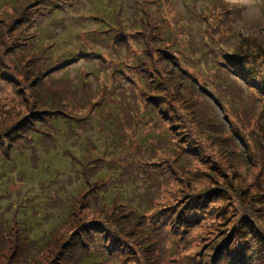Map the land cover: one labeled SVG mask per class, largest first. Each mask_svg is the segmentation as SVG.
<instances>
[{
    "label": "rangeland",
    "instance_id": "1",
    "mask_svg": "<svg viewBox=\"0 0 264 264\" xmlns=\"http://www.w3.org/2000/svg\"><path fill=\"white\" fill-rule=\"evenodd\" d=\"M53 2L55 6L54 3L50 4L49 10L47 9L45 15L43 14V22L36 30L39 42L42 43L40 46L52 45L50 53L54 59L68 56L76 57L77 61L70 63L63 70L52 72L50 77L56 83L68 81L74 86L73 91L79 89L82 79L87 77L88 79H86L90 81L93 89H96L100 83H108L110 77L116 75L119 69H123V73L117 78V83H115L116 79H110V87L117 94L116 99L118 95L123 94H121V86H127L126 79L134 81L141 79L138 85L147 88L145 81L148 79L153 91H157L153 92V95L156 96L153 101L161 102L156 109L158 123H150L148 128L143 129L144 133L133 135L129 130L125 132L118 130L119 128H115L116 125L114 124V126L111 122V124L106 122L102 128L98 120H95L92 128L76 131L77 143L66 141L63 133L64 126L60 124L61 132L56 131L55 134H52L48 143L44 144L36 138L32 149L26 151L22 157L16 156L12 163H4L0 159V194L6 195L7 198L0 200V212H5L7 208L11 209V213L4 217L9 218L13 215V211L17 210L18 218L27 221V227L30 226L34 230L31 236L33 240H40L45 234L67 222L75 205L73 197L77 196L82 189V181L79 182L76 179L77 172L82 169L73 167L72 160L67 156V153L70 152L73 156L81 158L85 155L87 140L96 148V154H101L102 157L105 155L107 159V165L97 164L92 169L99 170L97 179L100 182L107 181V190L99 193L100 198L108 204V207L114 200H120L125 204L130 203L131 207H136L145 203L141 201V196L146 201L151 198L163 200V202L168 201L162 204L156 212L146 215L147 226L152 227L149 224L152 213L159 217L160 223L171 207L196 205L197 203L193 201L191 204L185 201L178 203L177 199L172 200L171 197L173 192L180 188L181 178L187 175L192 176L195 183L204 184L203 187H199L200 190L197 187V192L205 189L206 185H208L207 189L213 188V184H208L205 180L206 167L201 162L198 163L197 157H190L184 152L190 149L187 142L184 143L187 145V148L183 149L184 151L171 150L173 141L178 145L181 143L179 141L181 139H175L168 135L164 136L166 142L163 139L161 143H154L162 139L161 137L153 138L154 135L158 136L159 132H164L171 126L168 118L173 117L172 111L177 112L178 115L175 113L176 117L179 116V121L174 123L189 127L190 132L187 138H184L185 141L194 138L203 154L212 157L209 159L215 166L224 162L234 165L243 184V186L239 184L241 186H238L239 188L244 189L246 186H251L253 191H257L261 186L264 190V164H262L264 158L258 159V163L256 162L257 164L254 166L246 161L247 147L257 153L262 146L260 136L262 133L258 129L259 126L256 125L263 122L259 120L253 125L252 123L258 115L264 117V83L263 91H261L259 86L240 79V72L237 68V64H239L248 74L253 73V75L257 74L259 78L264 77V0H171L172 4L164 3L162 0L164 5L160 8V12L167 19L165 27H170L177 43L175 45L167 42L163 47L167 54L164 51L155 53L153 65L148 62L149 72L140 78L137 75V70L135 71L133 68L131 60L144 57L143 47L153 44L152 40L142 36H139L142 39L133 37L132 59L124 44L121 46V50H114L113 43L120 42L117 37L110 39L104 34L111 27L127 26V31L132 26L133 30L136 29L135 26L138 27L137 19L140 13L135 12L133 8L134 0H53ZM212 2H216L220 8L230 9L229 14L222 13L223 16L220 17L210 13L211 9L209 10L208 7ZM13 3V0H0V10ZM121 9H123L121 18L118 20L116 16ZM47 11H51V14L46 15ZM11 12H13L12 6ZM11 12H9L10 15ZM161 21L162 19L159 24L163 27ZM158 31L162 32L163 28L157 27L156 32ZM6 32L8 33L6 26H0V40ZM5 40L8 43L12 38L8 37ZM158 41L161 43L160 40ZM18 43L15 46L17 49L22 47L19 46L21 42ZM4 50L3 45H0V59L3 57ZM235 53L246 57L248 62L244 63L230 58L234 57ZM82 54L90 55L92 58L80 56ZM45 78L47 79V77ZM3 86L4 81L0 79V87H2L0 88V98L7 97L11 104L13 99L19 100L16 95L18 88L15 85ZM20 87L27 96L28 85L23 83ZM58 87L59 85L55 88ZM20 97L23 99L22 96ZM106 97L110 100L109 107L115 114L118 109V101L113 100L111 94H107ZM234 97L240 98L243 104H238L237 100L234 101ZM229 103L233 104L236 111L233 113L240 121L239 126H244L242 130L233 133L231 128L237 120L225 118L223 111L218 106L229 107ZM20 105L27 108L26 102L25 105L24 103H20ZM206 105H208L209 115H215L221 125L219 133L200 130L193 122L200 118L206 119V117H202L205 114L204 107ZM145 107L143 105V108ZM243 107H245L244 110ZM161 111H163V115L160 114ZM166 112L168 114L165 115ZM5 114L8 113L2 115ZM153 128L158 130L157 133L147 135ZM211 128L216 129V127ZM125 134L126 138H124ZM262 136L264 137V135ZM227 138L230 141L226 142ZM252 140L257 143L255 144ZM146 142L150 147L148 153L144 146ZM138 145L144 146L142 148L144 152L138 156L139 162L131 171L124 170L126 155L132 154L131 157L136 155ZM241 156H245L246 159L241 160ZM165 157H170V160L164 161ZM33 158H37V162L34 163ZM111 162L116 166H108ZM157 165H163V170ZM87 176L93 179L91 172ZM110 179H119L121 185H111ZM126 181L129 183L126 184ZM148 185L151 186L148 188ZM262 196L264 197V195ZM228 202L222 200L216 205L215 210ZM91 203L88 202V205ZM247 205L255 207L264 204L256 203L252 199ZM230 209L234 208L228 207V211ZM196 215V220L200 219L201 224L189 233L188 237L195 236L196 233L202 237L210 232L208 224L211 221H206V216L200 218L199 214ZM101 219H105V217L99 216L96 221L102 223ZM125 221L129 223L127 219ZM261 222L264 225V220L261 219ZM190 224L194 223L190 221ZM121 232L125 233L123 230ZM107 234L109 237L98 244H109V240L116 241L115 234H111L109 231ZM161 235L169 237L167 230L162 231ZM176 239L180 242V237H176ZM44 244L47 243L44 242ZM113 245V242L108 245L110 251ZM190 245L192 244L190 243L189 247ZM183 248H186L184 244ZM186 253L188 254V252ZM42 254L37 251L34 257L23 260L21 264H38V257ZM168 259L172 260L171 257ZM261 261H264V256L261 257ZM226 262L228 261L226 260ZM224 263L225 261L222 262V264Z\"/></svg>",
    "mask_w": 264,
    "mask_h": 264
},
{
    "label": "trees",
    "instance_id": "2",
    "mask_svg": "<svg viewBox=\"0 0 264 264\" xmlns=\"http://www.w3.org/2000/svg\"><path fill=\"white\" fill-rule=\"evenodd\" d=\"M163 1L172 4L171 0ZM13 2L12 5L4 6L0 10V26H6L8 31L2 35L3 38L0 40V45H3L5 49L2 54L4 58L0 59V79L4 81V86L13 84L19 92L16 93L19 100L13 99L12 104L7 97L0 98V159L4 163H12L16 156H24L26 151L32 149L36 138L44 144L48 143L52 134H55L56 131L61 132L60 124L64 126L63 133L66 141L77 143L76 131L92 128L95 120H98L102 128L106 122H111L116 125H114L115 128H119L118 130L124 132L129 130L133 135L144 133L143 129L148 128L150 123H158L156 109L161 102L153 101L156 98L153 92L157 91H153L148 79L145 81L148 88L138 85L141 79L136 81L126 79L127 86H121V94H123L118 95L117 99L115 98L117 94L110 87V79H116L115 83H117V78L123 73V69L116 72L117 76L110 77L108 83H100L101 86L99 84L96 89H93L87 77V79H82L80 88L75 91L72 89L74 86L66 80L56 83L50 77L51 73L64 69L70 63L77 61V58L62 56L59 59H54L50 53L52 45L41 47L42 43L39 42L36 30L44 20L43 14L45 15L50 4L54 3L53 0H13ZM164 3L162 0H134L133 8L135 12L140 13L137 19L138 27L135 26L137 30H133L132 26L127 31V26H121L120 28L111 27L104 33L110 39L117 37L120 42L113 43L114 50H121V46L124 44L132 59L133 37L142 36L152 40L153 44L143 47L144 57L131 60L139 78L149 72L148 62L153 65L155 53H162L167 42L175 45L177 43L170 27H165L167 25L166 17L160 12ZM11 6L13 12H11ZM56 8L59 7L56 6ZM208 8L211 9L210 13L220 17L223 16L222 13L228 15L230 12V9L220 8L216 2L210 3ZM122 10L117 13L118 20L121 18ZM9 12L12 14L10 15ZM47 13L46 15H49L51 11H47ZM160 19H162L163 27L159 24ZM157 27L163 28V31L156 32ZM16 33L18 34L15 35ZM7 35L10 39L12 38L11 42L9 40L8 43L6 42ZM19 41L21 42L19 46L22 47L17 49L15 46L19 44ZM117 44L120 45L116 46ZM19 52L24 53L18 55ZM164 52L167 54L166 51ZM80 56L92 58L90 55V57L84 54ZM230 58L235 61L248 62L247 58L239 53H235L234 57ZM127 67L130 66L127 65ZM237 68L240 72V77L238 76L240 79L259 86V89L263 91L264 77L259 78L257 74L253 75V73L248 74L239 64H237ZM23 83L29 87L27 96L20 87ZM57 85L59 87L55 88ZM203 90L205 91V89ZM107 94H111L113 100H117L119 103L115 114L109 107L110 100L107 99ZM20 96L26 102L27 108L20 105V103L25 105ZM236 100L238 104H243L240 98L234 97V101ZM143 105L146 107L143 108ZM218 106L223 111L225 118L237 120L231 128V132L242 130L244 126H239L240 121L233 113L236 112L233 104L229 103V107ZM207 107L208 105L204 107L205 114L202 116L206 119L200 118L193 122L200 130L219 133L221 125L215 115H209ZM244 109L245 107H243ZM161 112L160 114L163 115V111ZM4 113L8 114L2 115ZM175 113L177 114L176 111H172L173 117L168 118V121L171 122L169 130L159 132L158 136L154 135L153 138H162L154 143H161L163 139L166 142L164 136L168 135L175 139H181L179 140L181 143L178 145L173 141L171 150L184 151L183 149H186L188 145L190 149L184 152L190 157H197L198 163L201 162L206 167L205 180L208 184L212 183L213 188L207 189L208 185H206L205 189L197 192V187L200 190L199 187H203L204 184L195 183L194 178L187 175L181 178L180 188L173 192L171 197L172 200L177 199L178 203L185 201L191 204L193 201L197 203L196 205H175L165 214L160 223L159 217L152 213L149 220L152 227L147 226L146 215L156 212L162 204L168 201L163 202V200L155 198L146 201L141 196V201L145 203L136 207H131L130 203L125 204L120 200H114L108 207V204L100 198L99 193L107 190V181L100 182L97 179L99 170L92 169L97 164L107 165V159L105 155L102 157L101 154H96V148L87 140L85 155L81 158L73 156L70 152L67 153V156L72 160L73 167L82 169L77 172L76 177L79 182L82 181V189L80 188L81 191L73 197L75 205L71 210L69 220L45 234L40 240H33L31 236L34 230L30 226L27 227V221L18 218L17 210L13 211L10 219L4 217L11 213L10 208H7L5 212L1 211L0 264H21L23 260L34 257L37 251L43 253L38 257V264H222L223 261H225L224 264H264V261H261V257L264 256V225L261 222V219L264 220V205L255 207L247 205L252 199L256 203L264 204L263 188L260 186L257 191H253L251 186L244 187L245 190L239 188V184L241 186L243 184L234 165L224 162L215 166L209 159L211 156L203 154L194 138L185 141L184 138H187L190 132L189 127L174 123L179 121V116L176 117ZM259 120L263 123L256 126H259V131L264 135V117L262 115H258L252 125ZM124 122L125 124H123ZM211 127H216V129L213 130ZM156 128H153L147 135L157 133ZM262 135H260L262 140L257 136L262 141L258 152L255 153V150L247 147V159L245 156H241V160L246 159L249 164L254 166L258 163V159L264 158V137ZM126 136L125 134L124 138ZM228 141H230L229 138L226 142ZM252 141L257 143V141ZM124 142L126 141L124 140ZM147 142L144 146L148 153L150 147ZM186 142L187 145L184 144ZM144 146L138 145V152L133 157H131L132 154L126 155L124 170L131 171L135 168L139 162L138 156L144 152L142 149ZM32 160L35 163L38 159L33 158ZM169 160L170 157H165L164 161ZM150 164H153L152 161ZM262 164L264 163L262 162ZM108 166L115 167L116 165L111 162ZM157 167L161 170L164 168L163 165H157ZM89 172L93 179L87 176ZM109 181H111V185H121L119 179H110ZM128 183L126 181V184ZM2 199H7L6 195L0 194V200ZM222 200L229 202L215 210L216 205ZM88 202L92 203L88 205ZM228 207L234 209L228 211ZM196 214H199L200 218L206 216L205 220L211 221L208 224L210 232L202 237L197 233L195 236L188 237L189 233L201 224L200 219L196 220ZM99 216L105 217V219H101L102 223L96 221ZM233 218L234 220H232ZM190 221L194 224H190ZM121 230L125 233H122ZM165 230L169 233V237L161 235V232ZM107 231L115 234L117 238L116 241L109 240V244L114 243L111 251L109 244H98L109 237ZM176 237H180V242ZM44 242L47 244L45 245ZM190 243L192 245L189 247ZM183 244L186 246L185 249ZM170 257L172 260L168 259Z\"/></svg>",
    "mask_w": 264,
    "mask_h": 264
}]
</instances>
